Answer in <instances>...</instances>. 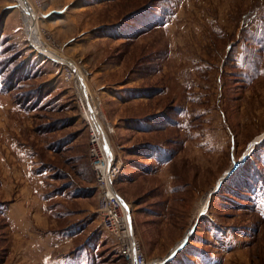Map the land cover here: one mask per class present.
Here are the masks:
<instances>
[{
  "label": "rangeland",
  "instance_id": "1",
  "mask_svg": "<svg viewBox=\"0 0 264 264\" xmlns=\"http://www.w3.org/2000/svg\"><path fill=\"white\" fill-rule=\"evenodd\" d=\"M28 2L99 108L146 257L264 264V0ZM22 16L0 0V264H123L72 68Z\"/></svg>",
  "mask_w": 264,
  "mask_h": 264
},
{
  "label": "built area",
  "instance_id": "2",
  "mask_svg": "<svg viewBox=\"0 0 264 264\" xmlns=\"http://www.w3.org/2000/svg\"><path fill=\"white\" fill-rule=\"evenodd\" d=\"M31 10V7L27 8V11L31 12ZM20 11L22 12V10ZM22 14L24 13L22 12ZM68 71L70 78L74 79L73 71ZM89 131L91 143L89 156L96 181V191L98 194L97 214L100 227L107 231L114 239L116 250L123 264H164L165 260L158 259L156 261L148 259L136 238H129L130 235L133 236V232L121 207L123 199L120 198L111 185L112 179L119 171V167L114 162L113 152L112 158H108L109 156L103 144H99L98 134L90 127V124ZM107 180H109L108 183ZM128 231H130L129 236Z\"/></svg>",
  "mask_w": 264,
  "mask_h": 264
},
{
  "label": "bare ground",
  "instance_id": "3",
  "mask_svg": "<svg viewBox=\"0 0 264 264\" xmlns=\"http://www.w3.org/2000/svg\"><path fill=\"white\" fill-rule=\"evenodd\" d=\"M29 0H18V4H19V10H22L23 14V20H25V26H26V31L28 32V35H30V39L33 41V46L40 49L42 52H44V54L47 56V58H49V55H51V58H55L54 60H57V62H59L60 64H65L68 65L70 68H72L73 72L75 73V81H76V90H77V94L78 96L81 98V105L83 108V115L85 116V118L88 120L90 127L96 132V134H98L99 137V144H103V147L106 151V153L108 154V158H112V149L108 143V135H107V130L104 127V124L102 123L101 119H100V111L99 108L97 106V104L95 103L93 97L91 96V94L88 91V88L86 87V84L84 82V80H81L79 77H77V71L78 68L76 65H74V63L72 61L67 60V58H63L61 56H57L56 52L52 51L51 49L47 48L44 44L43 41L41 39V36L38 32V28H37V18H45L47 17V13L39 16L33 5H29ZM31 3V2H30ZM26 7V9H24ZM31 7V12L27 11V8ZM46 44V43H45ZM32 46V47H33ZM37 49V50H38ZM64 65V66H65ZM74 67H72V66ZM75 69V70H74ZM77 69V71H76ZM93 99V100H92ZM94 101V102H93ZM84 105V107H83ZM107 128V127H106ZM93 142V141H92ZM105 170V169H104ZM106 171V170H105ZM113 180V179H112ZM109 180H107L108 183ZM112 189V188H111ZM121 198V197H120ZM121 203V201H120ZM121 207L124 211L125 217L128 219V224L130 223V218L129 215L127 214L126 210L124 207L125 204L121 203ZM132 228V225L129 224ZM132 233V232H131ZM130 234V231H128V236ZM133 235V233H132ZM129 238H135L134 235L133 236H129ZM182 243V242H181ZM181 243L177 246V248L181 245Z\"/></svg>",
  "mask_w": 264,
  "mask_h": 264
},
{
  "label": "water",
  "instance_id": "4",
  "mask_svg": "<svg viewBox=\"0 0 264 264\" xmlns=\"http://www.w3.org/2000/svg\"><path fill=\"white\" fill-rule=\"evenodd\" d=\"M253 144H254V143H253ZM243 160H244V159H243ZM243 160H242V161H243ZM197 219H198V218H197ZM195 224H196V221H195ZM194 227H195V225L192 227V229H191V230H193V229H194ZM189 234H190V233H188V234L186 235V238L184 239V242H182V244H181L180 246H183V245H184V243H185V241H186L187 237L189 236ZM180 246H179V248H180ZM176 249H178V248H176ZM176 249H175V250H176Z\"/></svg>",
  "mask_w": 264,
  "mask_h": 264
},
{
  "label": "trees",
  "instance_id": "5",
  "mask_svg": "<svg viewBox=\"0 0 264 264\" xmlns=\"http://www.w3.org/2000/svg\"><path fill=\"white\" fill-rule=\"evenodd\" d=\"M1 75H2V73H0V76H1ZM7 79H8V80H7ZM7 79H6L7 81H10L9 78H7ZM28 100H29V98H28ZM246 160H247V159H246ZM247 161H248V160H247ZM247 161H245V162H247ZM244 164H245V163H244ZM238 168H239V167H238ZM238 168H237V169H238ZM234 172H235V171H234ZM234 172H233V173H234ZM233 173H231L229 176H231Z\"/></svg>",
  "mask_w": 264,
  "mask_h": 264
},
{
  "label": "snow or ice",
  "instance_id": "6",
  "mask_svg": "<svg viewBox=\"0 0 264 264\" xmlns=\"http://www.w3.org/2000/svg\"><path fill=\"white\" fill-rule=\"evenodd\" d=\"M242 160L244 159V157L241 158Z\"/></svg>",
  "mask_w": 264,
  "mask_h": 264
}]
</instances>
